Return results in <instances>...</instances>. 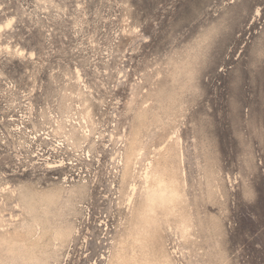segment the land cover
<instances>
[{
	"label": "rangeland",
	"instance_id": "1",
	"mask_svg": "<svg viewBox=\"0 0 264 264\" xmlns=\"http://www.w3.org/2000/svg\"><path fill=\"white\" fill-rule=\"evenodd\" d=\"M0 264H264V0H0Z\"/></svg>",
	"mask_w": 264,
	"mask_h": 264
},
{
	"label": "snow or ice",
	"instance_id": "2",
	"mask_svg": "<svg viewBox=\"0 0 264 264\" xmlns=\"http://www.w3.org/2000/svg\"><path fill=\"white\" fill-rule=\"evenodd\" d=\"M21 55H22V53H21Z\"/></svg>",
	"mask_w": 264,
	"mask_h": 264
}]
</instances>
